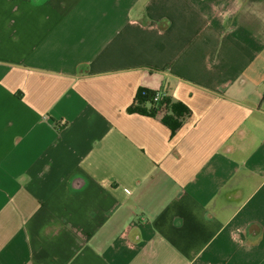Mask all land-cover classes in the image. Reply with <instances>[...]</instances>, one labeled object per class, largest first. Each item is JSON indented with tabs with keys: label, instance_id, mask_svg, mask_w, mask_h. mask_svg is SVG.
I'll return each instance as SVG.
<instances>
[{
	"label": "crops",
	"instance_id": "crops-1",
	"mask_svg": "<svg viewBox=\"0 0 264 264\" xmlns=\"http://www.w3.org/2000/svg\"><path fill=\"white\" fill-rule=\"evenodd\" d=\"M0 264H264V0H0Z\"/></svg>",
	"mask_w": 264,
	"mask_h": 264
},
{
	"label": "trees",
	"instance_id": "trees-1",
	"mask_svg": "<svg viewBox=\"0 0 264 264\" xmlns=\"http://www.w3.org/2000/svg\"><path fill=\"white\" fill-rule=\"evenodd\" d=\"M156 90L140 87L133 99V102L129 106L128 110L130 112H138L141 114L156 115L158 112H164L162 116V121L168 124L172 130H175L180 125V119L184 118L189 110L180 102L171 103L169 98L162 96L160 99L155 100L154 96ZM136 102V103H134ZM142 103L149 104L148 109L141 107ZM167 110L171 111V115L167 114Z\"/></svg>",
	"mask_w": 264,
	"mask_h": 264
},
{
	"label": "built area",
	"instance_id": "built-area-1",
	"mask_svg": "<svg viewBox=\"0 0 264 264\" xmlns=\"http://www.w3.org/2000/svg\"><path fill=\"white\" fill-rule=\"evenodd\" d=\"M162 97L160 91H157L155 96H154V99L157 100V99H160Z\"/></svg>",
	"mask_w": 264,
	"mask_h": 264
}]
</instances>
